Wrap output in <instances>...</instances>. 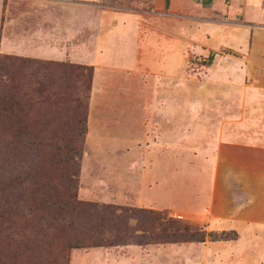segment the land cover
Wrapping results in <instances>:
<instances>
[{
    "label": "rangeland",
    "instance_id": "374dc122",
    "mask_svg": "<svg viewBox=\"0 0 264 264\" xmlns=\"http://www.w3.org/2000/svg\"><path fill=\"white\" fill-rule=\"evenodd\" d=\"M32 1L0 0V35L5 15L28 29L38 7ZM82 1L85 56L55 60L92 68L76 197L152 210L167 231L184 225L201 231L204 224L190 217V201L196 203L200 189L214 204L221 197L249 195L226 189L220 176L208 189L192 185L190 173L200 168L191 163V150L221 127L208 120L207 104L224 103L227 113L231 95L257 72L254 51L264 49V0ZM126 224L140 243L63 251V238L76 232L57 230L42 264H264V233H235L240 237L235 247L220 250L217 242L209 247L207 233L202 242H157L150 233L157 223L132 217ZM34 256L25 251L5 258L34 264Z\"/></svg>",
    "mask_w": 264,
    "mask_h": 264
},
{
    "label": "trees",
    "instance_id": "16d2710c",
    "mask_svg": "<svg viewBox=\"0 0 264 264\" xmlns=\"http://www.w3.org/2000/svg\"><path fill=\"white\" fill-rule=\"evenodd\" d=\"M91 72L86 65L0 55V264H17L5 257L25 251L42 264L57 230L76 232L63 238V251L140 243L128 234L126 221L132 217L157 223L150 231L157 242H202L205 233L210 241L235 239L233 231L193 232L185 225L167 231L152 210L76 197ZM81 216L84 221L78 222Z\"/></svg>",
    "mask_w": 264,
    "mask_h": 264
},
{
    "label": "crops",
    "instance_id": "0c3cea01",
    "mask_svg": "<svg viewBox=\"0 0 264 264\" xmlns=\"http://www.w3.org/2000/svg\"><path fill=\"white\" fill-rule=\"evenodd\" d=\"M32 3L38 7L26 23L28 29L17 26L14 19L5 15L0 52L52 60L83 58L85 3L82 0H34ZM254 53L257 72L231 95L234 102L226 108L227 113L224 103L207 104L212 117L208 120L222 122L221 127L216 126L212 137L206 138L208 143L198 144L191 150V163L200 168L190 173L192 185L199 183L208 189L209 183H215L220 176L226 189L249 193L221 197L214 204L213 197L208 198L207 194L206 198L200 189L196 203L194 199L190 201V217L204 224L207 232L264 233V49ZM222 98L225 102L226 97L222 95ZM220 108L221 112L216 113ZM208 136L211 134L206 133ZM238 239L210 241L209 247L217 242L220 250L228 249V246L235 247Z\"/></svg>",
    "mask_w": 264,
    "mask_h": 264
}]
</instances>
